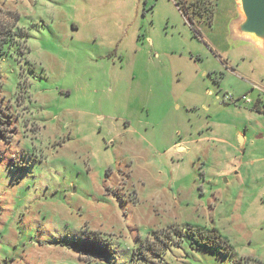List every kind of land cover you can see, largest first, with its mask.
Here are the masks:
<instances>
[{
  "label": "rangeland",
  "instance_id": "374dc122",
  "mask_svg": "<svg viewBox=\"0 0 264 264\" xmlns=\"http://www.w3.org/2000/svg\"><path fill=\"white\" fill-rule=\"evenodd\" d=\"M241 17L239 0H0V264L264 263V113L222 101L264 90ZM87 235L114 258L82 254Z\"/></svg>",
  "mask_w": 264,
  "mask_h": 264
},
{
  "label": "trees",
  "instance_id": "16d2710c",
  "mask_svg": "<svg viewBox=\"0 0 264 264\" xmlns=\"http://www.w3.org/2000/svg\"><path fill=\"white\" fill-rule=\"evenodd\" d=\"M176 5L179 7V10L182 12L183 16H185L186 18H188V20H190V22L193 24V20L191 18H189L188 16V11L186 9H183L180 5V2H177ZM196 35L198 34V30H195ZM9 36H12V30L11 28L9 29H3L0 30V46H4L8 40H9ZM13 38V37H12ZM3 100L4 97L2 96V86L0 84V137H4L7 138L9 136V133L11 132V128H10V120L5 119L4 116H6V113L2 107L3 105ZM200 237H202L204 239V237H212L215 235H207V234H203L200 233L199 234ZM201 245H206V246H211V244H209L208 242H200ZM80 252L82 254L85 255H93L102 259H112L114 258V250L113 248L106 242H104L103 240H101L98 236L91 238L90 236H86L83 237L81 240V244H80ZM238 264H242V263H238ZM258 264H264L261 261H258Z\"/></svg>",
  "mask_w": 264,
  "mask_h": 264
},
{
  "label": "water",
  "instance_id": "95a60500",
  "mask_svg": "<svg viewBox=\"0 0 264 264\" xmlns=\"http://www.w3.org/2000/svg\"><path fill=\"white\" fill-rule=\"evenodd\" d=\"M242 13L240 32L259 47L264 46V0H239ZM179 149H185L179 147Z\"/></svg>",
  "mask_w": 264,
  "mask_h": 264
},
{
  "label": "built area",
  "instance_id": "2783aa9c",
  "mask_svg": "<svg viewBox=\"0 0 264 264\" xmlns=\"http://www.w3.org/2000/svg\"><path fill=\"white\" fill-rule=\"evenodd\" d=\"M254 90H257L259 92L257 98H253L251 96V92L240 96H235L233 94H225L223 96L222 101L224 103L244 104L249 108L264 113V90L259 88L257 89L256 86L253 87V91Z\"/></svg>",
  "mask_w": 264,
  "mask_h": 264
},
{
  "label": "crops",
  "instance_id": "0c3cea01",
  "mask_svg": "<svg viewBox=\"0 0 264 264\" xmlns=\"http://www.w3.org/2000/svg\"><path fill=\"white\" fill-rule=\"evenodd\" d=\"M227 71L229 72V74L231 73L232 75H235L237 76L238 78L242 79L243 81H245V78L244 77H241L239 72H238V69H236L234 66H227ZM254 87V86H253ZM253 87L251 88H247L246 90L243 91V94H246V93H249L251 92L254 96H252L253 98H257L258 97V91H253ZM249 90V91H248ZM247 91V92H246ZM253 91V92H252ZM241 94V95H243ZM236 96V95H235ZM237 96H240V95H237ZM252 109V108H251ZM252 110H255V109H252ZM239 136H241V133L239 134ZM244 141V140H243Z\"/></svg>",
  "mask_w": 264,
  "mask_h": 264
}]
</instances>
